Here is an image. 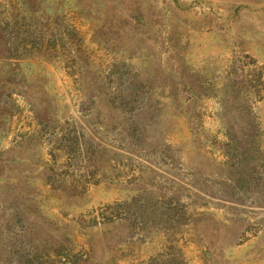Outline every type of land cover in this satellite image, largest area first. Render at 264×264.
Listing matches in <instances>:
<instances>
[{"label": "rangeland", "instance_id": "rangeland-1", "mask_svg": "<svg viewBox=\"0 0 264 264\" xmlns=\"http://www.w3.org/2000/svg\"><path fill=\"white\" fill-rule=\"evenodd\" d=\"M0 264H264V0H0Z\"/></svg>", "mask_w": 264, "mask_h": 264}]
</instances>
